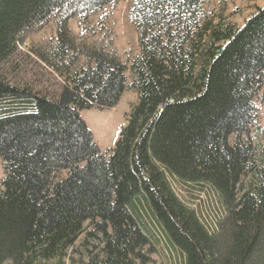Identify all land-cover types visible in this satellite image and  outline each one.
Returning a JSON list of instances; mask_svg holds the SVG:
<instances>
[{"label": "trees", "instance_id": "trees-1", "mask_svg": "<svg viewBox=\"0 0 264 264\" xmlns=\"http://www.w3.org/2000/svg\"><path fill=\"white\" fill-rule=\"evenodd\" d=\"M122 1L0 0V65L54 18V43L35 55L65 80L48 97L0 74V264L69 252L145 264L148 226L185 264H264V147L241 139L264 102V7L236 26L204 0H130L138 54L125 65L111 42L77 44L68 27ZM124 92L137 101L101 153L79 112L113 108ZM167 175L218 195L215 229Z\"/></svg>", "mask_w": 264, "mask_h": 264}, {"label": "rangeland", "instance_id": "rangeland-1", "mask_svg": "<svg viewBox=\"0 0 264 264\" xmlns=\"http://www.w3.org/2000/svg\"><path fill=\"white\" fill-rule=\"evenodd\" d=\"M130 0L108 5L101 12L87 18L81 26L77 19L68 24L70 33L77 44L92 45L109 41L121 63L128 65L138 54L135 26L130 19ZM256 7H264V0H204V8L209 13H222L236 26L249 18ZM56 38L55 20L50 18L42 28L23 35L18 42L15 54L0 65V74L10 83L38 91L54 97L59 94L65 80L62 76L43 65L35 53L53 44ZM128 76V73H127ZM264 92V91H263ZM261 92V93H263ZM137 101L136 94L124 92L113 108H90L81 110L79 116L90 131L93 141L101 153L113 148L126 117ZM257 109L255 123L249 128L248 137L264 147V102L260 95L255 99ZM231 136L229 143H232ZM4 173L0 163V185ZM167 180L176 197L190 210L195 211L199 221L207 228L215 229L216 220L224 215L218 195L204 184H185L167 175ZM152 233L148 261L145 264H185L178 249L168 244L159 227L148 226ZM85 256L69 252L61 260H51L36 264H82ZM9 264V263H5Z\"/></svg>", "mask_w": 264, "mask_h": 264}]
</instances>
